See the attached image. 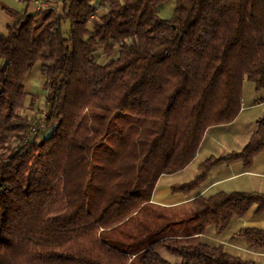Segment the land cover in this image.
<instances>
[{
  "label": "trees",
  "instance_id": "obj_1",
  "mask_svg": "<svg viewBox=\"0 0 264 264\" xmlns=\"http://www.w3.org/2000/svg\"><path fill=\"white\" fill-rule=\"evenodd\" d=\"M61 0L60 9H6L0 29V264H255L189 240L222 232L264 194L218 192L151 202L161 174L182 170L207 128L239 114L244 80L264 92V0ZM102 9V12H98ZM68 29H62V23ZM105 60L99 62L98 58ZM39 63L45 110L26 138L24 79ZM264 103V99H263ZM14 145V146H13ZM264 151V111L240 151L214 165L249 166ZM253 248L264 231L239 232Z\"/></svg>",
  "mask_w": 264,
  "mask_h": 264
},
{
  "label": "crops",
  "instance_id": "obj_2",
  "mask_svg": "<svg viewBox=\"0 0 264 264\" xmlns=\"http://www.w3.org/2000/svg\"><path fill=\"white\" fill-rule=\"evenodd\" d=\"M60 1L51 0L52 7L59 10ZM167 4L168 11H173L174 0H166L160 7L159 14L163 18L165 17L162 16L161 11ZM6 9L20 13L35 12L31 0H0V16L7 15L8 24L13 21V18L6 12ZM98 12H102V9H99ZM98 61L101 62L100 59ZM32 70H35V73L32 74ZM39 76H41L39 63H36L25 76V91L27 83H30L31 88L28 92L34 93L33 90L35 86L37 87L35 83L40 79ZM43 80L45 81V79ZM263 99L264 92L257 91L252 82L244 80L241 108L237 117L228 124L207 128L193 161L180 171L159 176L151 195V202L162 207H172L185 204L197 196L207 197L218 192L264 194V151L256 154L249 166H245L240 160L222 161L214 165L194 190L187 193L171 191L173 185L192 180L199 172V165L208 158L224 157L231 152L240 151L248 142L257 127V120L263 114ZM256 208L257 205L253 204L241 216L233 217L228 226L220 233L216 231L214 225H208L202 233L192 237L189 242L200 243L211 248H221L224 253L242 261L264 264V247H250L239 235L240 230L248 228L264 231V212L258 213ZM161 256L173 264L180 262L178 258L173 261L171 260L173 257L166 258L162 254ZM169 256L172 255L169 254Z\"/></svg>",
  "mask_w": 264,
  "mask_h": 264
},
{
  "label": "rangeland",
  "instance_id": "obj_3",
  "mask_svg": "<svg viewBox=\"0 0 264 264\" xmlns=\"http://www.w3.org/2000/svg\"><path fill=\"white\" fill-rule=\"evenodd\" d=\"M169 10V6L167 4V6L162 9L161 11V14L162 16H164L165 18H168L171 16L172 14V11H168ZM6 17L7 15H1L0 16V29L1 30H4L5 29V26L7 23V20H6ZM62 29L63 30H67L68 29V23L67 22H64L62 23ZM98 59H100V61H104L105 58L104 57H99ZM32 74L35 73V70H32L31 72ZM39 78L41 79H38L36 81V85L37 87L35 86L34 88V93H29L28 91H30V88H31V85L30 83H27V87H26V93H27V96H26V99H25V103H24V106L22 109L18 110L17 113L19 115H21L22 117L26 118L29 123H30V126L29 128L27 129L26 133H25V136H24V139L22 141V143L24 142V140L28 137H32L34 138L35 137V141L38 142L39 141V138H40V134L38 135V133L41 131V130H44L45 131V123L43 121V114H44V110H45V94H46V91H45V87H44V84H45V81L43 79H45L44 76H39ZM34 81V82H35ZM32 90V89H31ZM40 122L43 123L44 127L43 129H40L39 131H36L35 134H31L30 133V127L31 125H34V124H39ZM31 135V136H30ZM14 146V145H13ZM160 253L165 256L166 258L168 257H173V261H176V259L178 257L176 256H169V254L167 252H165L164 250H161ZM179 259V258H178Z\"/></svg>",
  "mask_w": 264,
  "mask_h": 264
},
{
  "label": "built area",
  "instance_id": "obj_4",
  "mask_svg": "<svg viewBox=\"0 0 264 264\" xmlns=\"http://www.w3.org/2000/svg\"><path fill=\"white\" fill-rule=\"evenodd\" d=\"M31 3L34 7L35 12H42L48 9H52L51 0H31ZM44 125L42 122L39 124L31 125L30 127V133L35 134L36 131H39L40 129H43ZM31 136V135H30ZM32 138V137H28Z\"/></svg>",
  "mask_w": 264,
  "mask_h": 264
}]
</instances>
